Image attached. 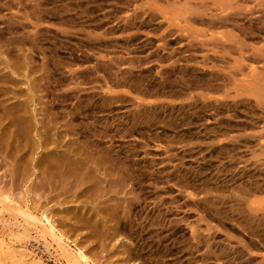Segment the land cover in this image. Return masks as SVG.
Returning <instances> with one entry per match:
<instances>
[{
  "label": "rangeland",
  "instance_id": "rangeland-1",
  "mask_svg": "<svg viewBox=\"0 0 264 264\" xmlns=\"http://www.w3.org/2000/svg\"><path fill=\"white\" fill-rule=\"evenodd\" d=\"M231 1L0 0V200L91 264H264L262 77L210 40L251 57L264 0ZM0 237L65 264L1 205Z\"/></svg>",
  "mask_w": 264,
  "mask_h": 264
},
{
  "label": "bare ground",
  "instance_id": "bare-ground-1",
  "mask_svg": "<svg viewBox=\"0 0 264 264\" xmlns=\"http://www.w3.org/2000/svg\"><path fill=\"white\" fill-rule=\"evenodd\" d=\"M233 1V0H232ZM229 4V7L234 6L235 2L233 1ZM222 4H220L221 6ZM202 7L204 3H201ZM198 14L199 16H204L205 11H201ZM197 14V15H198ZM217 39H214V37ZM210 40L212 44H215L217 48L222 49V58L225 56H231L234 53H239L240 60L237 61L239 68L244 66H249L251 73L260 75L262 78L258 80L260 86L264 87V73L263 76L260 73H257V70L254 68L251 63H264V47L253 48L251 57L241 54L242 50L246 48V45L243 42H240L237 37L229 36L226 37L221 33H210ZM202 46L205 44L202 42ZM217 54V52H214ZM250 60V61H249ZM255 103L257 107L264 112V99L259 100L258 97H255ZM0 205L3 210L8 211L9 213L17 214L23 220V223L27 226L34 228V231L48 244L46 249L52 248L54 252L62 258L65 264H91L88 257L79 249H71L70 245L66 238H64L56 230L53 221L46 215V211L42 212L40 217L34 215L27 207L20 208L13 203L12 200L7 198L0 200ZM0 249H7L3 256L5 257V264H44L41 258H38L32 253H29L26 249H23L21 244L13 239L4 240L0 237ZM16 247H19V251L15 250ZM22 248V249H21Z\"/></svg>",
  "mask_w": 264,
  "mask_h": 264
}]
</instances>
